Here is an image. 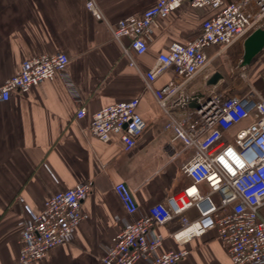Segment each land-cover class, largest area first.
I'll use <instances>...</instances> for the list:
<instances>
[{
    "label": "crops",
    "instance_id": "1",
    "mask_svg": "<svg viewBox=\"0 0 264 264\" xmlns=\"http://www.w3.org/2000/svg\"><path fill=\"white\" fill-rule=\"evenodd\" d=\"M87 1L0 0V82L15 76L28 59L57 53L70 58L64 75L0 103V264L18 262V236L27 223L25 206L38 215L52 195L91 183L92 192L82 204L85 219L76 227L72 241L33 264H102L105 246L129 220L114 184L125 182L134 190L140 213L145 214L190 183L181 167L193 151L184 150L174 141V133L164 130L168 117L130 66L134 53L127 55L113 40L107 25L87 11ZM95 1L112 24L141 15L156 3ZM211 15V11L187 3L160 21L150 52L139 64L150 68L159 51L172 41L191 40ZM125 44L128 46V41ZM252 63L251 68L260 75L252 82L264 94V55ZM219 71L224 75L218 84L220 92L227 97L237 95L236 78ZM170 77L171 73L162 75L155 86H163ZM249 77L252 79V74ZM202 86L200 79L190 89ZM133 99H139L137 111L147 127L132 151L125 150L118 136L105 144L92 135L94 113ZM83 106L88 116L78 121L76 113ZM248 124L244 121L230 134ZM226 141L231 142L230 136ZM179 229L178 220L157 229L166 238L161 253L187 249L189 253L180 264H232L216 231L182 246L170 237Z\"/></svg>",
    "mask_w": 264,
    "mask_h": 264
},
{
    "label": "built area",
    "instance_id": "2",
    "mask_svg": "<svg viewBox=\"0 0 264 264\" xmlns=\"http://www.w3.org/2000/svg\"><path fill=\"white\" fill-rule=\"evenodd\" d=\"M187 3L212 15L191 40L172 41L155 55L150 68L144 69L139 62L149 54L159 22ZM86 9L107 25L113 40L127 55L134 53L130 66L168 117L164 130L172 131L174 141L180 142L184 150L193 151L181 167L189 185L151 206L145 214L140 213L134 190L125 182L114 184L113 190L129 220L105 246L101 263L180 264L188 250L161 253L166 238L157 231L178 220L180 229L170 237L180 245L216 231L232 264H264V94L247 75L244 59L246 40L255 31L264 30V0H156L143 14L115 24L107 21L95 0H88ZM215 60L233 65L232 73L241 72V84L247 89L244 95L227 97L218 86L207 85L211 76L220 72L212 69ZM69 63L65 53L24 61L15 76L0 82V103L64 75ZM166 73H171L169 81L157 88L155 83ZM200 79L203 86L191 90ZM261 79L264 87V68ZM139 103V99H133L94 113L92 135L105 144L118 136L125 150L132 151L147 127L137 111ZM193 103L200 108H191ZM87 116L86 107H80L76 119L81 121ZM244 121L249 124L231 135ZM227 136L231 142L226 141ZM91 192L92 184L86 182L56 193L38 215L25 206L27 223L18 236L17 264L42 261L53 249L70 243L76 227L85 219L82 204Z\"/></svg>",
    "mask_w": 264,
    "mask_h": 264
},
{
    "label": "water",
    "instance_id": "3",
    "mask_svg": "<svg viewBox=\"0 0 264 264\" xmlns=\"http://www.w3.org/2000/svg\"><path fill=\"white\" fill-rule=\"evenodd\" d=\"M264 49V30L255 31L245 42V65H250ZM224 79L221 72H216L208 80V86H218L219 82ZM191 108H200V105L193 103Z\"/></svg>",
    "mask_w": 264,
    "mask_h": 264
},
{
    "label": "rangeland",
    "instance_id": "4",
    "mask_svg": "<svg viewBox=\"0 0 264 264\" xmlns=\"http://www.w3.org/2000/svg\"><path fill=\"white\" fill-rule=\"evenodd\" d=\"M218 62L217 63H214L213 64V68L212 69H217L218 67L225 73V74H230L232 75L233 77L236 78V80L238 81L237 83V95H244L246 92H247V89L242 86L241 84V81H240V71L238 72V74L235 72V73H232L231 72V68L233 65H231L229 62H226V63H223L221 60H217ZM249 67V70H247V75L249 76V74L251 75L252 74V79L251 81H254L253 78H257L258 76H260L256 71L255 69L251 68L253 67V63H251L250 65H247ZM252 69V70H251Z\"/></svg>",
    "mask_w": 264,
    "mask_h": 264
},
{
    "label": "trees",
    "instance_id": "5",
    "mask_svg": "<svg viewBox=\"0 0 264 264\" xmlns=\"http://www.w3.org/2000/svg\"><path fill=\"white\" fill-rule=\"evenodd\" d=\"M217 62H218L217 60L214 61V63H217ZM214 63H213V64H214ZM217 69L219 70L220 68L218 67Z\"/></svg>",
    "mask_w": 264,
    "mask_h": 264
},
{
    "label": "clouds",
    "instance_id": "6",
    "mask_svg": "<svg viewBox=\"0 0 264 264\" xmlns=\"http://www.w3.org/2000/svg\"><path fill=\"white\" fill-rule=\"evenodd\" d=\"M257 199H259V197H257Z\"/></svg>",
    "mask_w": 264,
    "mask_h": 264
},
{
    "label": "snow or ice",
    "instance_id": "7",
    "mask_svg": "<svg viewBox=\"0 0 264 264\" xmlns=\"http://www.w3.org/2000/svg\"><path fill=\"white\" fill-rule=\"evenodd\" d=\"M211 179V178H210ZM194 191V190H193Z\"/></svg>",
    "mask_w": 264,
    "mask_h": 264
}]
</instances>
